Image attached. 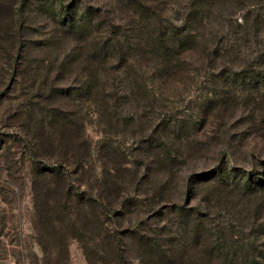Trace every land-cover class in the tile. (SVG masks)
Segmentation results:
<instances>
[{
	"label": "rangeland",
	"instance_id": "1",
	"mask_svg": "<svg viewBox=\"0 0 264 264\" xmlns=\"http://www.w3.org/2000/svg\"><path fill=\"white\" fill-rule=\"evenodd\" d=\"M84 1L98 15L95 30L85 35L59 33L57 22L42 13L40 4L34 0H24L25 4L29 2L24 13L25 4L13 2L15 20H21L24 28L22 25L13 27L15 20L10 12L0 9V252L5 251L3 242L8 253L3 264H42V251L36 244L32 223L31 191L32 159L35 150L42 151L36 138L42 133V127L52 138L47 155L55 162L57 152L64 150L59 146L61 131L65 133L62 126L66 121L69 123L66 133L72 134L67 141H74L73 137L82 127L79 124L84 121L96 165L106 163L117 167L114 173L121 174V182H126L132 195L138 193L140 200L164 190L169 195L162 204L170 205L175 201L191 206L192 196L187 197L185 191L187 177L193 173H211L223 164L239 168L244 174L254 172L259 180H264V66L253 63L258 51L264 53V31L258 38L253 35L249 38L242 32L240 25L246 14L242 0H234L233 5H220L212 15V25L206 28L208 42L212 49L222 42L232 57L240 51L248 55L242 62L231 58L230 63H234V68H251L257 81L233 82L227 76L223 79L220 76L224 70L222 65L214 73H208L205 66L191 60V77L178 78L161 86L156 83L150 95L143 92L134 96L128 87L120 104L111 107L107 115L111 121L101 120L94 105L87 107L75 93L66 92L81 86L85 79L81 68H98L94 53L104 50L106 42L119 30H122L120 38L126 47L123 51L117 48L115 53L109 50L107 56L104 54L99 74L121 80L143 72L146 79H152L154 74H146L149 67L146 64V68L143 66L137 71L119 69L132 56L130 48L138 45L139 21L144 15L119 0ZM137 1L161 16L156 27L163 38L167 30L184 29L182 18L188 13L186 8L191 0ZM1 3L0 6H7L6 2ZM249 4L257 8L263 6L255 0H249ZM222 21L227 25L223 26ZM143 25L155 28L147 23ZM17 27L23 28L20 33L24 38L21 44L18 40L15 45L12 37L19 35ZM27 45L30 46L26 49L28 60L17 63L18 50ZM78 49L82 64L78 62V66L65 73L59 68L60 64L64 58L71 60L76 56ZM82 51L89 57H83ZM52 59L58 61L56 65L50 64ZM252 64L255 65L251 67ZM107 70L110 75L106 74ZM166 117L174 127L164 131ZM184 127L187 131H183ZM164 156L174 161L173 180L165 178L169 176L166 173L169 164L163 162ZM194 190L193 204L200 201L206 204L211 188ZM220 207L223 209L219 211L220 216L238 224L233 232L237 235L246 232L241 227L238 212L227 209L223 202ZM248 231L251 230L247 229V235ZM69 251L71 264H88L78 242H71Z\"/></svg>",
	"mask_w": 264,
	"mask_h": 264
},
{
	"label": "trees",
	"instance_id": "2",
	"mask_svg": "<svg viewBox=\"0 0 264 264\" xmlns=\"http://www.w3.org/2000/svg\"><path fill=\"white\" fill-rule=\"evenodd\" d=\"M2 1L7 6H0V9H7L14 20L13 2L25 4L24 0ZM34 1L40 4L42 13L57 22L61 29L59 33L67 31L85 35L96 28L94 23L98 15L86 6L84 0ZM119 1L125 5L129 3L144 15L143 20L139 21L138 45L130 48L132 56L119 69L137 71L148 65L146 74L150 72L154 77L146 79L142 72L120 80L99 74L104 54L107 56L109 50L114 53L118 49L123 51L126 47L120 38L122 30L115 33L106 42L104 50L94 53L98 68H81L85 75L81 86L66 92L70 95L75 93L87 107L94 105L95 113L101 116V120L111 121L107 115L111 107L119 105L127 95L128 87L134 96H140L143 92L150 95L156 83L161 86L178 78L191 77V60L196 65L205 66L208 73H214L222 65L224 70L220 76L223 79L227 76L233 82L247 79L257 81L251 68H234V63H230L231 58L235 59L234 62H242L248 55L240 51L236 57H232L221 45L222 42L213 49L209 47L206 28L212 25V15L220 9V5L235 4L234 0H191L186 8L188 13L182 18L181 27L184 29L167 30L165 38L156 27L162 19L158 13H153L141 1ZM257 2L263 6L257 8L249 4V0L240 2L242 10H246L240 26L249 38L252 35L258 38L264 31V0H255ZM28 4L26 2L23 7V13L28 9ZM143 23L155 28L142 27ZM16 25H22V21L15 20L12 26ZM222 25L227 23L224 21ZM23 28H16L19 35L12 37L15 45L18 40L20 44L23 41L24 36L20 33ZM28 48L30 46L27 45L18 50L17 63L28 60ZM83 57L89 56L83 52ZM80 59L81 50L78 49L76 56L71 60L64 58L59 68L66 73L78 66V62L82 64ZM253 59V63L264 66L262 51H258ZM57 62L52 59L50 64L56 65ZM106 74L110 75V72ZM69 121L71 123L72 120ZM67 125L69 123L66 121V125L62 126L65 133L61 131L59 139V146L64 150L57 152L55 162H51L47 155L48 143L52 138L44 127L36 137L42 151L35 150L32 159V223L36 244L42 251V264H71L69 248L73 241L82 247L88 264H264V180H259L256 173L244 174L239 168L223 164L211 173L190 174L186 179L185 191L187 197L192 196L191 206L175 201L170 205L162 204L169 195L164 190L140 200L138 193L132 195L126 182H121V174L114 173L117 167H110L106 163L96 165L84 121L79 124L82 127L73 137L74 141H67L72 134L66 133ZM172 127L173 122L166 117L163 120L164 131ZM183 131H187V128L184 127ZM163 162L169 164L166 169L169 176L165 178L173 180L174 161L164 156ZM97 169L101 171L97 172ZM197 188H211L204 205L202 201L193 204L194 189ZM221 202L225 203L227 209L240 214L239 221L246 232L239 235L233 232L238 224L220 216L219 211H223ZM247 229L251 230L248 235ZM3 244L5 251L0 252V264L8 259Z\"/></svg>",
	"mask_w": 264,
	"mask_h": 264
}]
</instances>
